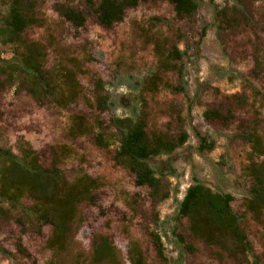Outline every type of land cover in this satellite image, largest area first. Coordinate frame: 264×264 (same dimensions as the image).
Segmentation results:
<instances>
[{
	"label": "rangeland",
	"instance_id": "obj_1",
	"mask_svg": "<svg viewBox=\"0 0 264 264\" xmlns=\"http://www.w3.org/2000/svg\"><path fill=\"white\" fill-rule=\"evenodd\" d=\"M59 1L65 2L44 0V24L30 30L28 36L48 46L50 66L59 59V51L64 58L84 59V46L89 43L93 60L84 64L78 79L94 104L93 77H101L113 104V113L99 114L81 99L79 110L91 124L113 133V114L136 116L146 121L149 133L188 136L187 143L173 155L151 162L158 177L165 176L171 183L170 199L156 206L150 189L138 187L135 176L116 163L115 144L101 148L90 134L74 139L69 114L61 108L41 106L26 92H2L1 148L19 156L25 142L38 152L42 166L56 164L70 181L83 173L101 181L97 204H83L79 209L68 250L58 257L60 264H94L93 241L98 236L113 241L123 264H132L130 251L135 246L147 264H253V258H231L220 248L190 236L189 223L179 215V207L196 181L215 193L233 196L232 207L243 214L255 255L264 264V211L247 208L253 179L246 171L253 161L264 162V152L255 155L249 140L257 134L264 143V71L256 67L257 49L264 51V0L251 5L246 25L223 33L217 30L216 11L235 6L234 0H203L195 18L183 24L174 22L172 5L149 0L129 9L124 21L109 30L99 26L93 16L84 28H74L55 11ZM72 5L85 11V0H74ZM155 17L175 24L173 31L185 33L180 49L186 55L174 72L157 70L153 47L142 35V29ZM2 51L4 59L12 57L9 49ZM156 74L162 83L151 94L144 85ZM210 106L234 114L228 128L216 129L206 123L204 113ZM177 235L183 236L193 251L187 250ZM51 236L48 226L42 235L22 232L14 222L1 226L0 248L10 255L0 250V264H46L55 255L47 247ZM153 236L162 238L167 263L159 258ZM19 243L30 258L18 251Z\"/></svg>",
	"mask_w": 264,
	"mask_h": 264
},
{
	"label": "trees",
	"instance_id": "obj_2",
	"mask_svg": "<svg viewBox=\"0 0 264 264\" xmlns=\"http://www.w3.org/2000/svg\"><path fill=\"white\" fill-rule=\"evenodd\" d=\"M74 0L59 1L54 8L57 14L76 29L86 26L93 16L98 25L112 29L124 21L129 9H135L149 0H85V11L72 5ZM173 6L174 22L183 24L192 21L200 10L203 0H163ZM235 6L216 11L218 33L237 31L248 23L249 9L257 0H234ZM44 0H0V95L6 89L17 93H28L39 105H55L70 117V133L74 139L92 135L97 146L109 149L117 146L115 161L131 172L138 187L150 189L153 204L158 206L171 197V183L165 176L158 177L151 162L161 156H171L188 140L186 134L174 137L161 131L149 133L147 123L136 116L118 117L112 115L110 127L113 133L100 131L92 125L87 114L79 110L81 99L99 114L113 113V104L107 90V83L99 76L93 77L94 104L85 96L78 74L84 73L83 66L93 60L89 43L84 46L85 58L60 57L49 65V48L41 41L28 36L30 30L44 24L41 8ZM3 9H6L3 11ZM175 24L152 18L149 27L142 29L146 42L153 47L159 72H174L178 62L186 55L180 49L185 33L173 31ZM2 49H9L12 57L4 59ZM256 67L264 71V51L257 49ZM162 79L156 74L149 78L144 87L155 94ZM169 88L180 91L179 87ZM206 123L216 129L228 128L235 119L232 112H223L210 106L204 113ZM99 120L95 124L99 125ZM99 128V127H98ZM253 152L259 156L264 152V143L257 134H252ZM204 147H207L204 145ZM253 179L251 199L247 208L251 212L264 211V162L253 161L247 168ZM101 181L88 174H81L70 181L65 173L54 164L42 166L39 154L31 145L23 142L20 155L0 147V227L11 222L22 232L31 231L42 235L44 227L52 228L47 247L54 257L46 264H60L58 257L68 250L74 227L79 221V209L83 204L96 205L97 191ZM234 198L230 194L215 193L196 181L187 190L180 203L179 215L187 219L190 236L224 251L229 257L253 258V264H261L244 227L243 214L232 207ZM185 245L186 239L177 235ZM153 244L159 258L167 263L162 238L153 236ZM186 249L193 251L190 245ZM7 255V251L1 249ZM18 251L30 258L22 244ZM132 264H147L140 248L130 251ZM92 262L94 264H123L113 241L98 236L93 241ZM32 264H38L33 261Z\"/></svg>",
	"mask_w": 264,
	"mask_h": 264
}]
</instances>
